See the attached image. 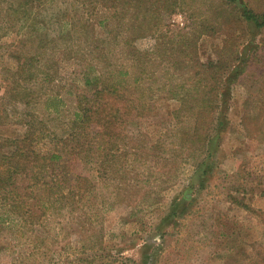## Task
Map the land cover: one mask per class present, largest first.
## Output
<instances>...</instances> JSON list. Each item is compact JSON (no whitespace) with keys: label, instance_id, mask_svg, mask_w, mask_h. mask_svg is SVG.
Listing matches in <instances>:
<instances>
[{"label":"trees","instance_id":"obj_1","mask_svg":"<svg viewBox=\"0 0 264 264\" xmlns=\"http://www.w3.org/2000/svg\"><path fill=\"white\" fill-rule=\"evenodd\" d=\"M52 1L19 0L15 10L22 12L31 29L43 31L49 24L42 10ZM201 4L206 6H196L194 0L105 2L110 10L107 19L117 17L113 23L125 35L118 40L104 38L105 49L98 46L101 53L77 60L82 86L76 88L65 125L56 123L68 108L64 98L49 94L44 103L47 115L28 111L24 133L2 138L0 243L7 242V246L0 252L9 249L12 264H74L103 256L105 207L121 199L138 206L142 198L149 197L146 185L151 175L173 179L184 163L194 167L190 181L175 195L161 219L162 225L188 211L195 193L206 187L229 125L232 85L250 59L242 57L236 62V44L230 47L229 58L218 54L201 60L198 39L223 30L226 18L232 17L238 24L236 33L248 35L242 45L246 51L264 28V9H255L250 0H208ZM176 10L187 13V29H163V14ZM61 14V10L55 14L58 21ZM65 26L69 31L75 29L80 37L85 34V29L76 30L72 21ZM148 34L156 39L152 49L134 46L138 38ZM232 38L229 35L225 40ZM45 41L41 38V43ZM110 44L131 46L133 52L125 62L113 63L105 52L111 49ZM222 48L228 49L225 43ZM18 56L13 74L19 79L13 80L7 93L30 105L33 91L23 83L38 77L39 58ZM188 63L196 68L186 77L172 72V68ZM158 66L163 71H156ZM160 97L177 101L178 106L172 111V126L152 140L147 132L132 130L130 125L156 116L155 101ZM52 113L55 116L51 117ZM72 234L74 241L68 237ZM68 246L71 252L63 257L61 249L67 251ZM260 253L264 262V250H256L253 260ZM106 256L113 257L109 252ZM108 261L112 263L113 258Z\"/></svg>","mask_w":264,"mask_h":264},{"label":"rangeland","instance_id":"obj_2","mask_svg":"<svg viewBox=\"0 0 264 264\" xmlns=\"http://www.w3.org/2000/svg\"><path fill=\"white\" fill-rule=\"evenodd\" d=\"M18 1L0 0V142L3 137H18L24 133V118L28 111L47 115L44 103L49 94L57 93L67 104L64 115L56 121L60 127L64 126L73 109L76 88L82 86L77 60L101 53L98 46L105 49L102 44L104 38L117 37L118 40L125 35L113 23L117 17H112L111 21L107 19L110 10L104 3L109 0L49 2L42 10V17L45 13L49 24L43 31L33 30L27 25L22 12L15 10ZM204 1L208 0H194L196 6ZM250 2L255 9H264V0ZM58 10L62 13L57 17L61 18L59 21L55 17ZM101 19L103 21L99 23ZM162 19L163 29L177 30L189 24L187 13L182 10L164 13ZM68 20L74 22L76 30L85 29V34L80 37L75 29L69 31L65 26ZM106 21H109L107 26ZM237 26V22L229 17L223 30L203 34L198 39L201 60L209 56L215 58L218 54L229 58L230 47L236 44V62H240L242 57L250 59L243 74L232 85L227 110L229 125L206 187L195 193L188 211L162 225L161 219L168 212L175 195L190 181L194 167L191 163H184L173 179L165 175L157 179L154 175L149 176L146 185V188L149 186V197L142 198L138 206L121 199L119 203L105 207L101 230L102 247L105 248L103 256L92 262L74 264H147V260L148 264H264L259 259L263 253L258 254L255 260L252 257L256 250H264V28L256 34L250 48L244 51L242 45L248 35L236 33ZM229 35L233 38L225 40ZM41 38L46 39L45 44L41 43ZM155 42L156 39L148 34L138 38L134 46L152 49ZM224 43L228 49L222 48ZM110 46L111 49L105 52L113 63L125 62L133 52L131 46ZM19 54H32L39 58L38 77L35 81L22 82L33 91V103L30 105L13 99L12 93H7L13 80L19 79L13 74ZM181 67L172 68V72H181V77H186L196 64L188 63ZM156 71L163 70L158 66ZM155 103L156 116L142 119L138 125H130L132 130L139 128L147 132L152 140L172 126V111L178 106L177 101L164 97L157 98ZM53 116L55 113L51 114ZM89 173L95 178L93 171ZM68 237L71 241L76 238L74 234ZM0 246V249L4 248L7 242L0 243ZM61 252L64 257L71 252L70 247L67 251L61 249ZM106 252L113 257L106 256ZM111 258L112 263L108 261ZM0 264H12L9 249L1 250Z\"/></svg>","mask_w":264,"mask_h":264}]
</instances>
